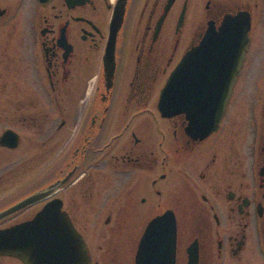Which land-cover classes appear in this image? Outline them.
Segmentation results:
<instances>
[{
	"label": "flooded vegetation",
	"instance_id": "flooded-vegetation-1",
	"mask_svg": "<svg viewBox=\"0 0 264 264\" xmlns=\"http://www.w3.org/2000/svg\"><path fill=\"white\" fill-rule=\"evenodd\" d=\"M227 19L246 49L217 127L194 137L185 113L159 111V97ZM0 109L8 123L30 121L32 156L51 170L18 191L0 176V212L55 184L0 229L56 198L89 264H136L146 228L165 213L175 246L149 240L159 249H146L145 264H264V0H0ZM6 129L17 145L0 153L22 142ZM0 264L24 263L0 254Z\"/></svg>",
	"mask_w": 264,
	"mask_h": 264
},
{
	"label": "water",
	"instance_id": "water-1",
	"mask_svg": "<svg viewBox=\"0 0 264 264\" xmlns=\"http://www.w3.org/2000/svg\"><path fill=\"white\" fill-rule=\"evenodd\" d=\"M119 14L120 21L122 14ZM245 35V32L234 28L230 19L218 31L208 29L201 42L188 50L166 81L159 97V111L166 116L185 113L188 121L186 131L194 137L207 135L216 128L242 63L247 42ZM113 67L112 63H106L107 79L112 76ZM0 144L15 147L17 134L11 130L4 131ZM54 186L50 184L1 211L0 219L37 199H43L53 192ZM167 217L168 213L156 217L146 228L137 249L136 264H145L148 258L145 251L150 247L146 242L149 240H169L163 247L174 248L175 222L171 220V226L165 229ZM155 246L150 249L158 250V245ZM167 253L158 257L163 255L166 258ZM0 254L15 255L24 264H89L90 261L83 237L72 227L56 198L47 202L31 220L0 229ZM150 263L155 264L153 261ZM162 264H166L164 259Z\"/></svg>",
	"mask_w": 264,
	"mask_h": 264
},
{
	"label": "rangeland",
	"instance_id": "rangeland-1",
	"mask_svg": "<svg viewBox=\"0 0 264 264\" xmlns=\"http://www.w3.org/2000/svg\"><path fill=\"white\" fill-rule=\"evenodd\" d=\"M25 18L26 16L22 14V19ZM24 123V127L17 121L8 123L5 121L3 109H0V133L8 127L15 128L20 133L22 141L19 147L10 153L6 149H4L6 151L3 150V153H0V176L2 178L1 183H4L1 186L6 187L7 192L18 191L38 183L41 186L40 184L50 180V159L43 160L40 166L37 165L36 157L32 156L36 151L34 129L26 126L30 124L28 119ZM4 194L5 191L0 190V199L6 197Z\"/></svg>",
	"mask_w": 264,
	"mask_h": 264
},
{
	"label": "bare ground",
	"instance_id": "bare-ground-1",
	"mask_svg": "<svg viewBox=\"0 0 264 264\" xmlns=\"http://www.w3.org/2000/svg\"><path fill=\"white\" fill-rule=\"evenodd\" d=\"M203 38H204V37H203ZM203 38H202V39H203ZM202 39H201V40H202ZM201 40H200V42H201Z\"/></svg>",
	"mask_w": 264,
	"mask_h": 264
}]
</instances>
